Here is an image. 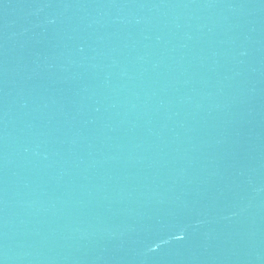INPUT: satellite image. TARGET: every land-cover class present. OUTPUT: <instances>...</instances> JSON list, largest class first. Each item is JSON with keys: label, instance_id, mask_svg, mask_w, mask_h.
Masks as SVG:
<instances>
[{"label": "water", "instance_id": "1", "mask_svg": "<svg viewBox=\"0 0 264 264\" xmlns=\"http://www.w3.org/2000/svg\"><path fill=\"white\" fill-rule=\"evenodd\" d=\"M0 264H264V0H0Z\"/></svg>", "mask_w": 264, "mask_h": 264}]
</instances>
